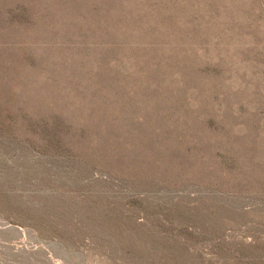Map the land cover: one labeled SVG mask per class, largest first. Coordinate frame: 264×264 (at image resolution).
Here are the masks:
<instances>
[{
  "label": "rangeland",
  "instance_id": "obj_1",
  "mask_svg": "<svg viewBox=\"0 0 264 264\" xmlns=\"http://www.w3.org/2000/svg\"><path fill=\"white\" fill-rule=\"evenodd\" d=\"M0 264H264V0H0Z\"/></svg>",
  "mask_w": 264,
  "mask_h": 264
}]
</instances>
